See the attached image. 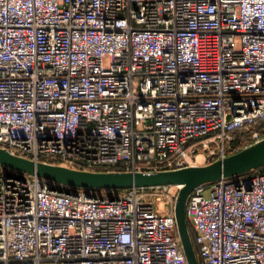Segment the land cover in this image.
<instances>
[{
  "label": "built area",
  "instance_id": "built-area-1",
  "mask_svg": "<svg viewBox=\"0 0 264 264\" xmlns=\"http://www.w3.org/2000/svg\"><path fill=\"white\" fill-rule=\"evenodd\" d=\"M261 120L264 0H0V149L11 155L174 170L259 142ZM242 128L253 131L234 146ZM54 184L0 165V264H186L171 187ZM188 195L200 263L264 264V165Z\"/></svg>",
  "mask_w": 264,
  "mask_h": 264
},
{
  "label": "water",
  "instance_id": "water-1",
  "mask_svg": "<svg viewBox=\"0 0 264 264\" xmlns=\"http://www.w3.org/2000/svg\"><path fill=\"white\" fill-rule=\"evenodd\" d=\"M0 165L29 176L76 189L123 190L129 188L177 187L173 212L175 229L186 264H199L189 236L184 212L188 194L198 185L226 177L242 175L264 165V138L238 152L216 159L206 165H193L157 172L82 171L59 165H50L11 155L0 149Z\"/></svg>",
  "mask_w": 264,
  "mask_h": 264
},
{
  "label": "trees",
  "instance_id": "trees-1",
  "mask_svg": "<svg viewBox=\"0 0 264 264\" xmlns=\"http://www.w3.org/2000/svg\"><path fill=\"white\" fill-rule=\"evenodd\" d=\"M253 130H256V131H262V132H264V120H261V121H259V122H257V124L255 125V127H254V129ZM252 129H248V130H246V129H244V128H242V130H237V131H235V132H233V136H234V139H233V145L234 146H238V145H240L242 142H243V140L253 131ZM116 169H120L119 167L118 168H116ZM62 190H65V191H71V190H73L72 188H70V187H67V189H62ZM186 224H187V229H188V231H189V236H190V239H191V242H192V246L194 247V251H195V254H196V252H197V247L195 246V244H194V242H193V237H194V235H193V230L190 228V225H189V223H188V221L186 220ZM197 261H198V263L199 264H202V263H200V261H199V259L197 258Z\"/></svg>",
  "mask_w": 264,
  "mask_h": 264
},
{
  "label": "rangeland",
  "instance_id": "rangeland-1",
  "mask_svg": "<svg viewBox=\"0 0 264 264\" xmlns=\"http://www.w3.org/2000/svg\"><path fill=\"white\" fill-rule=\"evenodd\" d=\"M194 159L196 160L194 162L195 163L194 165H206V164H208V162L202 160L201 156H197ZM54 186L57 187V188H60V189H67L66 186H63V185H61L59 183H55L52 187H54ZM91 191L92 192H97L98 190L95 189V191L94 190H91ZM176 191H177L176 187L175 188L171 187V188L168 189V191L166 193H168V195H170V196H175ZM150 198H151V200L154 203L158 204V207L160 209H162V210L164 209L165 206H164V202L163 201L165 200V197L163 195L158 193V194L151 195Z\"/></svg>",
  "mask_w": 264,
  "mask_h": 264
}]
</instances>
